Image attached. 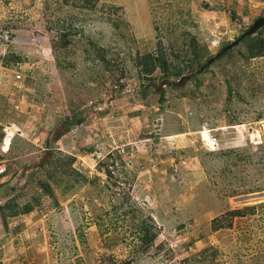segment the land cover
<instances>
[{"label":"rangeland","instance_id":"rangeland-1","mask_svg":"<svg viewBox=\"0 0 264 264\" xmlns=\"http://www.w3.org/2000/svg\"><path fill=\"white\" fill-rule=\"evenodd\" d=\"M260 16L0 0V264H264Z\"/></svg>","mask_w":264,"mask_h":264},{"label":"water","instance_id":"water-1","mask_svg":"<svg viewBox=\"0 0 264 264\" xmlns=\"http://www.w3.org/2000/svg\"><path fill=\"white\" fill-rule=\"evenodd\" d=\"M264 26V16H260V17H257L254 22L249 26V28L243 32L238 38H236V40L230 42L229 44H227L225 47H224V51L226 50H229L231 49L232 47L238 45L241 40L243 38H245L246 36L248 35H253L255 34L259 29H261L262 27ZM220 53H218V55H220ZM215 60V56L211 57L208 62L202 66V69H204L206 67V65L208 66L212 61Z\"/></svg>","mask_w":264,"mask_h":264},{"label":"trees","instance_id":"trees-1","mask_svg":"<svg viewBox=\"0 0 264 264\" xmlns=\"http://www.w3.org/2000/svg\"><path fill=\"white\" fill-rule=\"evenodd\" d=\"M83 1H85V3H89L91 6H94L95 5V3H96V0H83ZM264 27V26H263ZM260 30V29H259ZM248 36H250V35H248ZM248 36H246V37H248ZM245 37V38H246ZM244 39V38H243ZM242 39V40H243ZM241 40V41H242ZM224 52V51H223ZM222 53V52H221ZM219 56V55H218ZM145 59H144V61L142 62L143 63V65H144V69L145 70H148V71H152L154 68H155V66H156V58L152 55V54H146V56L144 57ZM162 58H165L164 56H162ZM157 59H161V57H159V58H157ZM205 65V64H204ZM202 67V66H201ZM227 167H229V166H226V170H228V168ZM229 194L230 195H235V191H231V192H229ZM154 236H155V234H149V236H148V238H147V242H148V244H150L151 242H152V240H153V238H154Z\"/></svg>","mask_w":264,"mask_h":264},{"label":"built area","instance_id":"built-area-1","mask_svg":"<svg viewBox=\"0 0 264 264\" xmlns=\"http://www.w3.org/2000/svg\"><path fill=\"white\" fill-rule=\"evenodd\" d=\"M262 127H263V128H262ZM261 128H262V130H258V131H257V132H258V136H259V138H261L262 136H264V125H262ZM248 135H249V133H248ZM253 135H254V136L256 135L254 131H253V133H252L251 136L249 135V139H250V140H253V139H251ZM4 172H5V167H4V166H0V173H4Z\"/></svg>","mask_w":264,"mask_h":264},{"label":"bare ground","instance_id":"bare-ground-1","mask_svg":"<svg viewBox=\"0 0 264 264\" xmlns=\"http://www.w3.org/2000/svg\"><path fill=\"white\" fill-rule=\"evenodd\" d=\"M9 139H10V134H9V136L7 137L8 142H9Z\"/></svg>","mask_w":264,"mask_h":264},{"label":"clouds","instance_id":"clouds-1","mask_svg":"<svg viewBox=\"0 0 264 264\" xmlns=\"http://www.w3.org/2000/svg\"><path fill=\"white\" fill-rule=\"evenodd\" d=\"M4 147V146H3ZM4 151H7V149L6 150H4Z\"/></svg>","mask_w":264,"mask_h":264}]
</instances>
